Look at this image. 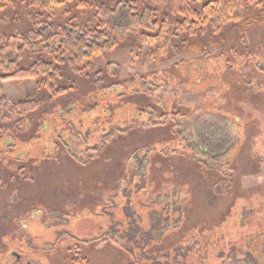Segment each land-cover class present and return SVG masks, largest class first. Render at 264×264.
I'll return each instance as SVG.
<instances>
[{
	"label": "rangeland",
	"instance_id": "1",
	"mask_svg": "<svg viewBox=\"0 0 264 264\" xmlns=\"http://www.w3.org/2000/svg\"><path fill=\"white\" fill-rule=\"evenodd\" d=\"M79 1L66 0L56 6L51 23L57 26L73 19L76 25H87L98 6L113 8L118 3L134 2L141 11L151 0H84V6L78 7ZM193 1L188 0L198 9ZM151 2L156 18L165 19L170 27L164 56L151 58L153 47L141 43L147 34L132 29L105 57L81 64L82 72L62 66L63 79L56 86H71L66 95L44 102L38 113L22 123L14 118L4 121L0 115V264L12 262L11 252L32 264H70L77 255L87 258L89 264H132L131 257H140L135 241L143 247L141 235L157 233L154 223L166 199L163 197L157 206L151 202V195L136 196L134 186L139 176L130 184L125 180L132 165L147 163L142 160L144 155L138 158L135 152L156 145L158 139H171L165 132L144 136L142 123L150 124L149 107L156 103L169 107L175 95H184L182 102L188 97L199 99L202 110L213 112L220 93L231 91L232 81L241 83L236 75L250 83L259 82L249 72L256 66L264 67V0H246L243 16L252 20L250 25L233 22L218 32L210 29L194 35L185 31L174 34L180 21L174 11L184 9L185 2ZM27 15L22 4L0 13V41L31 30ZM14 48L12 42L11 52ZM12 54L14 57V51ZM226 60L232 71L226 68ZM97 72H101L106 87L98 93L90 84ZM260 89L264 91V85ZM4 93L9 105L23 100L44 101L47 96L35 89L34 80L9 81L4 84ZM229 95L233 97L229 93L228 101ZM194 99L189 103L194 104ZM247 103L240 101L242 116L235 115L246 125V133L239 140L242 129L233 123L232 137L240 146L230 147L220 159L231 163L223 175L174 156L160 159L151 154L148 158L151 175L146 191L170 193L177 186L176 193L182 194V226L174 233L166 232L162 240L157 237L152 249L159 254L180 241L179 250H171L170 257L179 253L185 257L176 256L171 264H264V112L254 111ZM69 123L75 127V135L65 130ZM96 126L106 132L129 128L132 136L88 163L76 133H88L87 145L92 149L97 140L101 141L96 137ZM220 187L225 191L223 196L215 194ZM109 231L115 240L112 243L101 238ZM74 245L78 249L73 253L77 254L68 253ZM124 245L133 249V255L120 250ZM156 262L166 263L160 258Z\"/></svg>",
	"mask_w": 264,
	"mask_h": 264
},
{
	"label": "trees",
	"instance_id": "2",
	"mask_svg": "<svg viewBox=\"0 0 264 264\" xmlns=\"http://www.w3.org/2000/svg\"><path fill=\"white\" fill-rule=\"evenodd\" d=\"M65 1L0 0V13L7 12V10H15L19 5H24L31 24V30L18 36L14 35L15 37L12 39L2 38L3 41H0V115H2V120L8 121L14 118L18 120L17 122L22 123L29 115L38 113L39 109L44 106V102L61 98L69 93L71 86H56L57 82L63 79L62 66L66 65L74 72H82L79 69L81 64L90 63L94 59L105 57L108 52L120 44L124 36L132 29H139L147 34L143 37L141 43L142 46L153 47V50L149 53L151 58L155 55L164 56L169 47L170 27L164 21L165 19L161 21L156 18V10L153 9V2H151L153 0L143 6L141 11H139L134 2L129 4L118 3L113 8L98 6L94 9L93 20L87 25H76L72 19L54 26L51 23L53 20V9L64 4ZM173 1L174 5L180 1L187 4L184 9L174 11L180 19V21L176 22L174 34L183 31L191 35L196 32L203 34L210 29L218 32L220 28L226 27L233 22H241L244 26L252 23V20L243 16L246 0H194L193 2L199 5L198 9H194L188 0ZM85 2L80 0L78 7L84 6ZM256 19L260 20L259 16ZM12 42L15 48L11 52ZM13 51L14 57H11ZM219 55L221 56L222 53H219ZM25 62L27 65L23 66L22 64ZM225 66L229 71H232L228 60L225 61ZM255 68L250 69L249 73L255 74L254 78L259 82L257 84L250 83L249 80H244L241 74L236 75L241 83L237 84L236 81H232L231 91L225 89V91L220 93L221 98L217 101L218 108L216 111L202 110L199 99L196 100L192 97H188L187 102H182L184 95L182 97L175 95L172 98L174 105L171 104L169 107H165L161 103H156L154 106L152 104V107H149L151 108L150 124L142 123V127L145 129L144 136L148 138L150 133L165 132L171 139H158L155 142L156 145H154L156 148H151L154 147L153 145L144 146L140 149V152H135L134 154L138 158L144 155L142 160H146L147 163L144 165L143 163L132 165V168L130 167L125 175V180L128 184L133 183L136 176H139L138 184L134 186L136 196H139L140 193L145 194L144 196L151 195V202L157 204V206L160 200L162 199V202L164 201L163 197H166L161 211L164 214L159 213V219L157 218L154 223V229L157 233L154 235L149 233L142 234L141 240L145 241L143 247H140L138 241H135L134 246L140 251L139 259L141 261L144 260L147 263L153 261L152 264H160L156 262L160 258L166 262L165 264H171L176 261V256H182L179 253L174 257H170L171 250L175 251V253L179 250L177 245L180 244V241L160 251L159 254L152 253V249L156 246L157 237L162 240L166 232L171 230L174 233L182 226L183 220L181 219L182 214H184V207L179 203L182 194L176 193L178 187L175 185V189H172L170 193L169 191H157L158 189L146 191L145 185L148 183V176L151 175V163L148 158L151 154H155L160 159H168L174 156L183 160L186 159V161L189 160L188 162L194 161L202 165L201 167L208 172L217 173L219 176L230 170L231 168L228 167L231 163H224L220 159L225 157V154H228L230 147L240 146L238 144L239 141L235 143L232 137V125L234 122L236 125L238 123L239 128L242 129V131H238V134H240L238 136L240 137L239 140L242 137L244 138L247 128L243 124L242 119L240 120L239 117L235 116L236 113H239L240 117L242 116V109L238 104L242 100H248V106L254 111L264 112V91L260 89V86L264 85V67L256 66ZM100 75L101 72H97L90 79V84L94 87L93 91L97 93L103 92L106 88L104 86L105 79L100 77ZM26 80L35 81V89L47 95L44 97L45 100H23L9 105L4 93V84L9 81ZM229 93L233 97L229 95L231 100L228 101ZM146 97L150 99V97ZM200 97H202V94ZM94 98H96L95 95ZM190 99L191 101L195 100V105L189 103ZM197 101L199 104L196 103ZM258 106L260 109L257 108ZM193 114H196L197 117L190 119ZM187 119L193 124L191 125V122L189 123ZM38 124L41 125V123ZM148 129L150 131L147 132ZM65 130L74 132L75 127L69 123ZM130 130L129 128L124 130L115 128L112 132H106L105 130L100 131L96 126V137L101 141L98 142L97 140L92 149H89L87 145L89 140L88 133H76L81 145L84 146L82 148H84V157L87 158L86 162H91L95 156L108 151L117 143L120 144L121 140H131ZM174 144L175 146L172 147L166 146ZM63 147L68 156L72 157L68 151V146L63 144ZM235 154L236 152H233L232 155L235 156ZM130 156H128L127 160ZM152 184L156 185L158 182ZM223 192L225 191L222 187L215 190L216 195L223 196ZM157 199L159 200L158 202H156ZM174 216H177V219H173ZM162 229L164 230L162 231ZM111 234L112 232L109 231L102 235L101 238L104 242L112 243L115 240L113 241ZM129 238L131 241V234ZM75 246L74 249L68 250V253L77 254L73 253L78 249ZM173 248L176 249L174 250ZM120 250L126 252L129 257L134 253L133 249L125 245L121 246ZM190 251L191 249L187 252ZM133 257H131L132 264H138L136 262L139 259L136 258L134 260ZM182 257H185V254ZM70 264L89 263L87 258L77 255L74 259L72 258Z\"/></svg>",
	"mask_w": 264,
	"mask_h": 264
},
{
	"label": "flooded vegetation",
	"instance_id": "3",
	"mask_svg": "<svg viewBox=\"0 0 264 264\" xmlns=\"http://www.w3.org/2000/svg\"><path fill=\"white\" fill-rule=\"evenodd\" d=\"M10 257L12 259V262L6 264H32L29 260H27L16 252H11Z\"/></svg>",
	"mask_w": 264,
	"mask_h": 264
}]
</instances>
